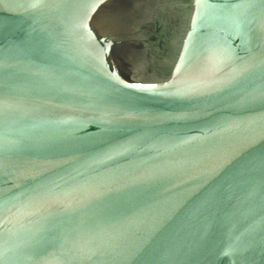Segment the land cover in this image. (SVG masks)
<instances>
[{"label": "water", "instance_id": "water-1", "mask_svg": "<svg viewBox=\"0 0 264 264\" xmlns=\"http://www.w3.org/2000/svg\"><path fill=\"white\" fill-rule=\"evenodd\" d=\"M0 264H264V0H0Z\"/></svg>", "mask_w": 264, "mask_h": 264}]
</instances>
